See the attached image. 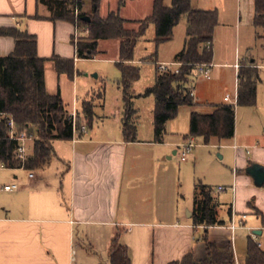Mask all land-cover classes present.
I'll return each mask as SVG.
<instances>
[{"label":"crops","instance_id":"obj_1","mask_svg":"<svg viewBox=\"0 0 264 264\" xmlns=\"http://www.w3.org/2000/svg\"><path fill=\"white\" fill-rule=\"evenodd\" d=\"M110 1L100 0L101 18L120 12L129 23V30H138V24L152 16L155 4V0H130L120 9L122 0ZM192 6L197 11L219 14L212 78L205 80L213 82L214 73L218 79L230 69L235 70L238 78L241 69L237 67L242 68L248 62L239 59L241 43L245 41V50H252L250 40L257 34L255 0H192ZM84 10L92 13V7L85 6ZM38 16L43 20L36 19ZM49 18V12L38 0H0V27L20 29L38 38L39 57L48 60L45 69L48 93L51 96L61 94L69 115L79 116L83 104L98 93L97 87L90 83L91 78H81L77 70L74 80L57 73L54 63L50 62L55 56L74 60L76 65L88 60L77 59L73 44L77 34L75 26L62 22L54 24ZM221 40L237 44L238 58L233 67L219 62ZM120 48L118 41H102L98 57L117 64ZM183 49L174 53L173 63L157 61L155 79L159 66H170L173 71L181 69L175 59ZM14 51L13 39L0 38V58ZM98 57L92 61H99ZM249 64L262 70L257 61ZM97 71L101 69L90 72ZM192 83L189 88L194 94L195 108H189V129L179 133L176 122L170 123L164 144L155 143L154 126L147 139H141L139 133L138 143L127 144L123 134L124 109L113 117V123L108 121L112 117L98 116L99 106H96V118L90 127L82 117L89 134L80 135L72 142L55 143L57 159L48 168L33 174L1 168L0 264H109L112 243L117 238L129 249L132 264H172L183 261L190 254L202 262L207 256L206 244L201 241L204 237L222 248L232 245L237 264L246 261L249 239L264 251V187H257L249 174L255 166L264 169V138L243 139L237 133L232 141L235 142L231 146L235 153V181L231 198L224 199L223 195L217 199L213 194L218 220L224 226L196 227L193 223L195 204L186 219H181L180 212L174 209L164 211L165 182L171 173L165 160L172 161L168 158L172 152L179 156L180 147L190 140L191 116L199 105L197 99L203 98L198 85ZM236 90V97L227 93L224 103L215 107L233 106L234 100L238 103V81ZM214 112L215 108L211 114ZM114 125L115 131L112 130ZM30 145L29 150L32 149ZM11 186H17L18 190L4 191ZM221 188L218 189L221 194L231 190L223 188L226 191L220 192ZM169 217V221H164ZM233 223L237 227L234 234L230 230Z\"/></svg>","mask_w":264,"mask_h":264},{"label":"trees","instance_id":"obj_2","mask_svg":"<svg viewBox=\"0 0 264 264\" xmlns=\"http://www.w3.org/2000/svg\"><path fill=\"white\" fill-rule=\"evenodd\" d=\"M130 0H122L123 9ZM41 7L50 14L48 21L75 26L79 34L88 36L73 42L77 59L92 61L100 55L99 44L102 41L121 43L120 61L116 64L121 72L119 88L124 95L123 134L127 144L138 143L140 114L135 102L139 98H154L155 143L164 144L167 126L176 121L183 108H195L190 82L196 76L197 65L214 63V42L219 27L218 12L197 11L192 0H173V6L167 8L165 0H155L153 14L138 24V30H129L120 12L112 13L103 19L99 14L100 0H94L92 13L84 8L85 0H38ZM255 22L257 31H264V0H255ZM187 20V39L183 51L176 57L175 63L181 65L179 74L158 71L155 86L142 96L134 93V86L141 80V69L134 65L136 49L147 35L151 26H155L157 48L174 39V31L182 18ZM90 18L91 22H84ZM38 20H43L37 17ZM0 38L13 39L15 51L0 58V169L11 171L25 170L31 174L48 168L57 154L54 144L74 140L73 121L66 110L61 94L51 96L46 87V64L48 60L39 57V42L36 36L20 29L0 27ZM75 40V39H74ZM57 73L74 80L76 63L53 57ZM157 64V61H156ZM239 91L237 107L256 108L258 89L261 83L260 70L255 65L245 64L239 73ZM105 92L99 98L104 100ZM237 107L223 105L215 107L211 115L193 113L188 139H202L206 145L213 141L232 142L236 135ZM94 101L83 104L79 114V127L82 117L90 127L96 118ZM14 124L15 140L11 139V124ZM22 134L33 136L32 152L24 161L19 160L18 138ZM214 191L210 187L198 185L195 193L196 227L214 228L224 226L219 222ZM264 225V218H263ZM207 247L206 259L199 262L190 254L181 262L172 264H237L234 247H219L212 244L208 237L201 240ZM109 264H132L130 251L117 238L111 247ZM244 264H264V251L252 239H249L247 258Z\"/></svg>","mask_w":264,"mask_h":264},{"label":"rangeland","instance_id":"obj_3","mask_svg":"<svg viewBox=\"0 0 264 264\" xmlns=\"http://www.w3.org/2000/svg\"><path fill=\"white\" fill-rule=\"evenodd\" d=\"M93 1L85 0L86 6L91 8ZM165 5L171 8L173 6V0H165ZM87 36L88 33L84 35L79 34V37H75L74 41L78 44L80 39L86 38ZM229 36L231 39L232 35L230 34ZM186 38L187 20L185 17L182 18L180 24L175 29L173 41L163 44L159 48L155 44V26L150 27L146 37L141 40L135 52V65L141 69V80L134 86V93L137 95L143 94L147 91L145 89H150L154 86L156 69L158 67L156 61L159 60L160 63H173L174 53L183 49ZM230 41H220L218 58L220 63H228L233 67L236 65L238 58L237 44L235 42L231 44ZM250 44L252 45V50H245L246 42L242 41L239 59L241 61L248 60L247 64L257 61V64L262 67L260 71L261 83L258 89L257 107L239 108L235 100L231 104L237 107L236 134L238 133L243 139H253L254 137L264 138V31H257V34L250 40ZM101 61L102 59H99V61H81L79 65H76V70L79 71L81 78H91L90 83L97 87L96 91L98 93L91 101H94L95 105L99 106L97 109L98 116L102 118L112 117L108 121L114 123L119 111H123L124 109V95L118 84L122 76L116 63ZM96 68H100L101 71L92 74L90 71ZM225 72L218 79L215 78L214 73L213 82H208L205 79L197 81L196 78L193 80L192 85L197 84L198 89L203 94V98L197 99L199 105L193 110L195 113L210 115L216 105L224 103L225 94L233 93L234 97H236L237 74L234 69ZM102 92H105L104 100L99 98ZM135 104L140 114V137L141 139H147L151 135L154 126L153 113L156 106L155 99L139 98ZM190 113L191 109L189 108L181 110L179 117L175 121L176 130L179 133L188 131ZM109 125L112 126L113 124L111 123ZM112 130H117L115 125L112 127ZM195 142V150L187 163H182L180 157H175L173 152L168 156V158H172V161L165 160L167 165L169 164L170 166L171 173L169 179L165 182L164 211L174 209V212H180L181 219H186L188 213L194 209L196 185L202 183L204 186L212 188L214 197L217 199L223 195H225L224 199H229V197L231 198L232 187L235 181V153L231 148V146L235 145V142L220 143L213 141L209 145H206L202 139H198ZM30 147L32 148V145ZM29 152H32V149ZM221 187L230 188L231 190L227 191V194H221L218 192V189ZM229 205L231 204L229 203ZM170 218H164V221H169L168 219ZM122 232L124 233V231Z\"/></svg>","mask_w":264,"mask_h":264},{"label":"built area","instance_id":"obj_4","mask_svg":"<svg viewBox=\"0 0 264 264\" xmlns=\"http://www.w3.org/2000/svg\"><path fill=\"white\" fill-rule=\"evenodd\" d=\"M76 38L79 37V33L77 32ZM237 69L240 71L241 67L238 66ZM159 71L161 73H170L173 72L175 74H179L180 70H175L173 71L171 69L170 66L167 65H163V66H159ZM196 78H203L206 80H211L212 78V66L209 65H197L196 66ZM238 83H239V79H238ZM192 97H194V94L192 93ZM72 121H73V125H74V138H78L80 135L86 136L89 134V129L87 127V125L82 124L81 127H79V116L77 114H73L72 116H70ZM11 129H12V134H11V139L15 140V135H14V124H11ZM34 137L33 136H28L27 134H22L17 140L20 143V148L18 150V158L21 161H24L27 156L29 155V148H28V144H31V142L33 141ZM196 140L195 139H190L189 141H187L186 143H184L180 149H179V157L181 159L182 163H187L190 156L193 154L195 147H196ZM31 178H34V176H32ZM18 190L17 186H11V187H6L4 189V191L8 192V193H12ZM220 192H225L226 189L221 188L219 190ZM230 230L233 232V234L237 231V227L236 225L233 223L230 226Z\"/></svg>","mask_w":264,"mask_h":264},{"label":"water","instance_id":"obj_5","mask_svg":"<svg viewBox=\"0 0 264 264\" xmlns=\"http://www.w3.org/2000/svg\"><path fill=\"white\" fill-rule=\"evenodd\" d=\"M84 22L90 23L91 20L90 18H85ZM96 78H98L97 76H95ZM177 154H174V156H176ZM249 174L253 177L255 184L257 187L259 188H263L264 187V169L260 166H255L254 168H252L249 171Z\"/></svg>","mask_w":264,"mask_h":264}]
</instances>
